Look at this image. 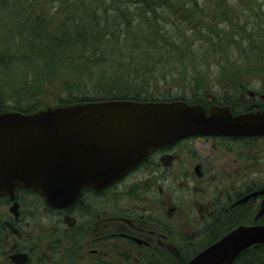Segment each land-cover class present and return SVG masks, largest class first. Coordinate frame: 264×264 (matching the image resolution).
<instances>
[{
  "label": "trees",
  "instance_id": "1",
  "mask_svg": "<svg viewBox=\"0 0 264 264\" xmlns=\"http://www.w3.org/2000/svg\"><path fill=\"white\" fill-rule=\"evenodd\" d=\"M30 1L21 5L0 2L4 24L14 16L12 38L19 41L7 60L0 52V68L24 66L55 72L46 77L61 79L64 95L58 99L59 106L102 100L195 103L193 97L169 95L161 85L167 76L181 83L190 81L188 76L196 77L185 61L194 48L225 50L239 40L228 31L225 19L207 21L205 14L201 28L195 0H63L55 5L65 15L60 22L58 11L52 14L50 7L37 8L39 3ZM220 11L228 14L227 9ZM157 76L161 83L155 81ZM91 82H95L93 93L88 92ZM198 95L204 97L203 92ZM38 110L35 104L7 101L0 92V112L32 114ZM255 212L250 209L249 219L235 226L256 223ZM232 264H264V244L247 248Z\"/></svg>",
  "mask_w": 264,
  "mask_h": 264
},
{
  "label": "water",
  "instance_id": "2",
  "mask_svg": "<svg viewBox=\"0 0 264 264\" xmlns=\"http://www.w3.org/2000/svg\"><path fill=\"white\" fill-rule=\"evenodd\" d=\"M195 136H264V110L232 115L200 104L102 100L40 110L0 112V196L30 189L54 209L84 188L100 191L135 168L153 148ZM264 195V188L249 197ZM16 210V206L12 208ZM264 212V199L255 219ZM264 244V225H240L186 264H232Z\"/></svg>",
  "mask_w": 264,
  "mask_h": 264
},
{
  "label": "rangeland",
  "instance_id": "3",
  "mask_svg": "<svg viewBox=\"0 0 264 264\" xmlns=\"http://www.w3.org/2000/svg\"><path fill=\"white\" fill-rule=\"evenodd\" d=\"M33 1L35 2V0ZM62 1L36 0L40 5L37 8L48 9L50 7L52 14L59 10V7L55 5ZM195 1L199 12L196 19H198L197 22L200 23L201 28H203V22L200 20L203 21L205 14L208 17L207 21L225 19L229 22L228 31L231 34L232 32L236 33L238 35L236 39L239 40L225 50H218L215 47L212 49L210 46L205 50L194 48L192 57H185V61L190 63L196 77L188 76L187 79L190 81L183 80L181 83L178 79L171 80L173 76H167L163 85L160 84L161 90L167 91L169 95L193 97V99L196 97L200 99L198 94L203 92L204 96L209 94L214 96L216 101L223 102L228 100V95L233 93L236 85L244 83L248 89H262L261 83L264 84V0ZM7 2H15L21 5L22 2L27 4L31 1L7 0ZM218 2L222 5L215 6V3ZM225 9H227L228 14H220L223 13L220 10ZM40 14L45 16L46 12L41 11ZM56 14H58L59 22L65 18L61 11ZM13 19L14 16L11 14L9 20L4 24L0 14V52L7 55L5 60L9 57L10 52L16 49L15 43L19 42L12 38ZM52 21L57 22L56 20ZM198 32L202 34V30L199 29ZM8 45L13 50L10 49L9 51ZM126 48L132 55L131 47L127 45ZM53 74L55 72L51 71L46 74L45 70L25 68L24 66L0 68V92L7 101L13 103L35 104L36 108L38 107L40 110L53 108L60 104L58 99L64 95L61 79L54 78V76L46 77ZM155 81L161 83L160 76H157ZM93 84L95 82L88 83V92L90 93L95 90ZM186 140L188 144L185 143L183 148L180 147L183 154L182 162L188 164L186 170L189 165H192L193 159H198L199 155L202 163L207 166L209 174L213 176L214 182L211 187H207L204 180L198 181L194 177L182 178V176L172 178L168 186H164L161 179L163 177L159 172L155 177L136 180V182L147 180L150 188L153 187L156 199L155 206L163 210V201H166V195L170 193V204L180 210L178 215H182V220L178 221L179 230L174 243L179 249L184 248V252L187 254L186 258H189L237 223L249 219L248 212L242 216L240 211L237 213L238 215H228L225 220L223 215L221 217L223 219L216 223L213 222V219L211 223H208V220H204L202 216L207 209L211 211L210 205L215 204L218 209L224 205L226 198L233 200L237 195L264 185V140L249 141L244 144L221 139H195V137ZM125 184L124 194L130 195L131 182L128 181ZM159 187L162 188V193L159 192ZM259 202L257 201L255 204H259ZM257 208L255 207L254 211H257ZM40 217L33 219L31 223L25 219L20 225L21 232H26L23 233L24 236L32 239L31 235L37 234ZM43 224L51 231L49 222ZM191 242L192 244H190ZM45 246L47 248V242ZM7 247L10 248L9 245ZM44 248L40 249V252ZM0 249H2L1 245ZM135 252L132 251L131 257H116V264H147V261L139 258V256H133ZM48 254L53 256L52 248L48 250ZM54 259L52 257L50 261ZM169 264H175V262L171 261Z\"/></svg>",
  "mask_w": 264,
  "mask_h": 264
},
{
  "label": "flooded vegetation",
  "instance_id": "4",
  "mask_svg": "<svg viewBox=\"0 0 264 264\" xmlns=\"http://www.w3.org/2000/svg\"><path fill=\"white\" fill-rule=\"evenodd\" d=\"M261 86L262 89H248L244 83L236 85L237 89L234 88L228 100L223 102L216 101L209 94L197 100L206 109L222 106L234 115L259 112L264 110V84ZM206 139L244 144L264 140V136ZM185 143L187 140L150 150L143 161L122 179L100 191L85 188L73 203L62 209L50 207L39 194L19 187L15 188L13 198L0 196V264H116V257H131L133 250L136 251L133 256H139L147 264H169L171 261L183 264L194 254L186 258L184 248L181 250L174 243L179 230L178 221L182 220V215H178L180 210L170 204V193L163 201L164 210L157 208L153 187L150 188L147 180H136L155 177L159 172L164 186H168L172 178L182 176L204 180L205 185L211 187L213 176L199 155L186 170L188 164L182 162L181 152ZM128 181L131 182V193L125 195L124 185ZM261 188L264 185L237 195L233 200L226 198L218 209L215 204L210 205L211 211L207 209L202 218L208 223L213 219L216 223L223 219V215L225 220L230 214L238 215L240 211L243 216L250 209L259 208L264 195H248ZM159 192H163L161 187ZM257 201L259 204H255ZM38 216L41 220L37 234L31 235L32 239L24 236L26 232H21L20 225L25 219L31 223ZM44 222L51 224V231ZM50 248L54 251L53 256L48 254ZM52 257L55 259L50 261Z\"/></svg>",
  "mask_w": 264,
  "mask_h": 264
}]
</instances>
